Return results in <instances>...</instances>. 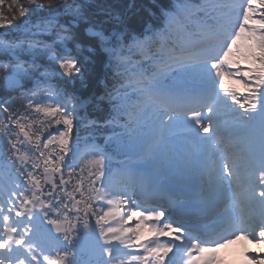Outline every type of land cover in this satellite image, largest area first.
I'll list each match as a JSON object with an SVG mask.
<instances>
[{
    "label": "snow or ice",
    "instance_id": "obj_1",
    "mask_svg": "<svg viewBox=\"0 0 264 264\" xmlns=\"http://www.w3.org/2000/svg\"><path fill=\"white\" fill-rule=\"evenodd\" d=\"M56 3L0 0V30L23 34L0 35V80L22 97L0 98L13 177L0 264H222L216 249L240 240L264 251V0H171L139 35L127 12L106 34L84 3ZM100 52L110 112L89 123L108 132L85 163L75 85Z\"/></svg>",
    "mask_w": 264,
    "mask_h": 264
},
{
    "label": "trees",
    "instance_id": "obj_2",
    "mask_svg": "<svg viewBox=\"0 0 264 264\" xmlns=\"http://www.w3.org/2000/svg\"><path fill=\"white\" fill-rule=\"evenodd\" d=\"M63 2L64 0H57L55 7L62 10ZM79 2L88 6L87 11L89 19L94 24L101 25L106 34H110L111 32L120 29L121 25L119 19L122 18V13L127 12L131 29L139 35L147 28L155 27L160 24L161 9L165 5H168L171 0H79ZM129 5L133 6L131 11H128ZM157 5H159V7H157ZM103 9H106L107 12L111 14V19L108 18ZM45 15H47L46 12H39L33 17V20L37 21L38 18ZM60 18L66 20L71 19V17L64 15H61ZM89 26L91 27V25ZM96 30H101V28H97ZM4 33L3 30H0V35H4ZM46 38L51 39L49 37H44V39ZM112 72L113 69L108 66V56L105 53L100 52L90 69L87 86L82 87L80 84L75 85L78 94L81 96V99L85 101V104L89 98L97 101V99L102 96L103 90L101 80L105 79V84L111 87V84L113 83ZM28 82L29 81H26L25 83ZM7 90L8 89L2 80H0V98L6 96L9 92ZM102 106L104 108H109L107 101L103 103ZM102 111L105 113L108 112L106 109H102Z\"/></svg>",
    "mask_w": 264,
    "mask_h": 264
},
{
    "label": "bare ground",
    "instance_id": "obj_3",
    "mask_svg": "<svg viewBox=\"0 0 264 264\" xmlns=\"http://www.w3.org/2000/svg\"><path fill=\"white\" fill-rule=\"evenodd\" d=\"M225 253L227 256L234 254L233 258L230 257V260L235 264H252L254 257L264 256V251L257 249L255 245L244 240L236 241L231 246H228L225 249ZM247 255L251 256V258H248Z\"/></svg>",
    "mask_w": 264,
    "mask_h": 264
}]
</instances>
